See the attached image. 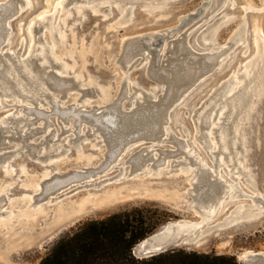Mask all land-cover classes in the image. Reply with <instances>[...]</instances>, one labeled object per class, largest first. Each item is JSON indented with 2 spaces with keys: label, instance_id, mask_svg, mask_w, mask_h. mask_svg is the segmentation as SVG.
I'll return each mask as SVG.
<instances>
[{
  "label": "rangeland",
  "instance_id": "374dc122",
  "mask_svg": "<svg viewBox=\"0 0 264 264\" xmlns=\"http://www.w3.org/2000/svg\"><path fill=\"white\" fill-rule=\"evenodd\" d=\"M137 207L264 264V0H0V264Z\"/></svg>",
  "mask_w": 264,
  "mask_h": 264
},
{
  "label": "trees",
  "instance_id": "16d2710c",
  "mask_svg": "<svg viewBox=\"0 0 264 264\" xmlns=\"http://www.w3.org/2000/svg\"><path fill=\"white\" fill-rule=\"evenodd\" d=\"M164 221L166 217H149L145 209L137 207L85 222L57 242L41 264H241L234 256L184 249L135 257L134 248Z\"/></svg>",
  "mask_w": 264,
  "mask_h": 264
},
{
  "label": "water",
  "instance_id": "95a60500",
  "mask_svg": "<svg viewBox=\"0 0 264 264\" xmlns=\"http://www.w3.org/2000/svg\"><path fill=\"white\" fill-rule=\"evenodd\" d=\"M191 21L188 22V24L190 23ZM202 73V72H200ZM200 74H194L191 75V77L188 79L189 83L185 82L184 84H182L181 86H178L177 88H173V93H172V96H170L167 100V102L163 103L162 104V108L160 110L161 114H164L165 111L168 110V108L172 105V103H174V101H176L177 98H179L186 90V87L187 86H190V84L193 83V81L199 76ZM179 79H181V81L183 80V75H179L178 76ZM173 84L171 85L173 87V85H175L174 83L175 82H172ZM176 86V85H175ZM174 86V87H175ZM169 101V102H168ZM138 119H134L135 120V123L137 125V127H140L142 129V126L143 125H146V124H150L152 121H150L151 119L149 117H146V116H139L137 117ZM166 118V117H165ZM121 120V119H120ZM125 120V119H124ZM126 122V121H125ZM124 122V123H125ZM154 127H153V131H156L155 130V127H158V126H161L164 122V117L163 118H159V117H156L154 120ZM133 131V130H132ZM142 135H140L141 137ZM125 138H123L124 140V144L123 145H127L129 143V139H130V136L129 135H125L124 136ZM129 138V139H128ZM134 138V137H133ZM131 138V139H133ZM144 241V240H143ZM141 243V242H140ZM139 247H140V244H138ZM172 247H171V244H159V245H156L154 247H151L149 246L148 244H146V250L142 251V254L143 256L141 258H149V257H152V256H155V255H158V254H161V253H165L169 250H171ZM140 250V248H139Z\"/></svg>",
  "mask_w": 264,
  "mask_h": 264
},
{
  "label": "bare ground",
  "instance_id": "6f19581e",
  "mask_svg": "<svg viewBox=\"0 0 264 264\" xmlns=\"http://www.w3.org/2000/svg\"><path fill=\"white\" fill-rule=\"evenodd\" d=\"M143 248V247H142ZM146 250V244L144 245V251Z\"/></svg>",
  "mask_w": 264,
  "mask_h": 264
}]
</instances>
